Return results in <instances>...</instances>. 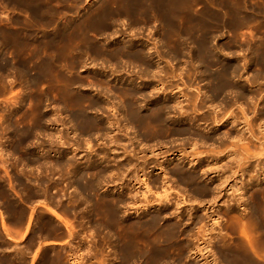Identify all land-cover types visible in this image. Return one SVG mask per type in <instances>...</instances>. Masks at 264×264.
<instances>
[{"label":"rangeland","instance_id":"1","mask_svg":"<svg viewBox=\"0 0 264 264\" xmlns=\"http://www.w3.org/2000/svg\"><path fill=\"white\" fill-rule=\"evenodd\" d=\"M72 262L264 264V0H0V264Z\"/></svg>","mask_w":264,"mask_h":264},{"label":"bare ground","instance_id":"2","mask_svg":"<svg viewBox=\"0 0 264 264\" xmlns=\"http://www.w3.org/2000/svg\"><path fill=\"white\" fill-rule=\"evenodd\" d=\"M181 80V79H180ZM222 87V86H221ZM158 90V89H157ZM173 92V91H172ZM171 92V93H172ZM175 105L176 106H173V110L169 107V106H161V107H157V108H154L153 109V112H152V114H148L147 116H146V118L145 119H140V117L139 118H135L136 120L135 121H138V122H140V121H146V125H150V124H155V125H158L157 127H160L161 129L160 130H163L162 128H165L166 130H169V131H171V127L173 126L174 128L176 127V129H174V134H176V135H185V134H189V135H191V136H198V134L196 135V133L195 132H192L191 130H189V129H186L185 127H183L182 125H183V123H182V121H178V122H175V123H172V124H168L167 123V121L166 120H164V119H162V117H161V115L162 114H164V113H168L169 111H173V112H181L183 109H182V106L180 105V103H175ZM170 109H169V108ZM175 107V108H174ZM185 108V107H184ZM216 111V110H215ZM215 111H214V114H215ZM137 115V114H136ZM152 116H154V117H152ZM135 117V116H134ZM85 120H87V119H85ZM84 120V122H83V125H85L86 126V128L87 129H91V130H93V129H96V128H99V129H102L104 126H103V124H104V121H98V120H96V121H93V120H87V121H85ZM95 120V119H94ZM186 120H187V118H186ZM187 121H189V120H187ZM190 122V121H189ZM195 122V121H194ZM217 122V121H216ZM193 123V122H192ZM166 126V127H165ZM221 127V126H220ZM226 128V127H225ZM219 130V129H218ZM223 131H224V129H223ZM222 131V132H223ZM225 131H227V129L225 130ZM224 131V132H225ZM162 132V131H161ZM172 132V131H171ZM223 132V135L222 136H220L219 138H217V146H220V145H224V141L225 140H227L228 139V137H230L229 136V132L227 133V132H225L224 133ZM219 133H217V135H218ZM239 135V134H238ZM199 136H200V134H199ZM215 138H216V136H214ZM218 137V136H217ZM213 138V137H212ZM212 138H209V139H211V140H214V139H212ZM200 139H201V142H207V141H210L209 139H208V137H200ZM199 139V140H200ZM252 139V138H251ZM255 139V138H254ZM193 139L192 138H190L189 139V141H192ZM242 141V139H239L238 141ZM253 140V139H252ZM258 140V139H257ZM200 142V143H201ZM188 144V143H187ZM211 144V143H210ZM215 145V147H216V143H214ZM250 144V143H249ZM191 147H195V145H196V143H190L189 144ZM213 145V144H212ZM223 149V148H222ZM180 150V149H179ZM178 150V151H179ZM218 150V149H217ZM220 150V149H219ZM225 150V149H224ZM219 152V151H218ZM183 153V152H182ZM228 154V153H227ZM171 156H176V157H178V155H172L171 154ZM171 156L168 158V159H170V160H174L175 158H173V159H171ZM156 157V156H155ZM182 158V157H181ZM180 158V159H181ZM178 160V159H177ZM175 161V160H174ZM197 162V169L199 168H202L203 166H205L204 165V163L203 162H201V161H199V160H197V159H195V158H190L189 160L187 159V163L188 164H194V163H196ZM172 164V163H171ZM71 165V164H70ZM89 166V168L90 167H92L93 168V166H91V164H89L88 165ZM238 167L239 166H241V161H238V165H237ZM95 168V167H94ZM164 168L165 167H163L161 164H159V165H157L156 167H155V170L157 171L156 173L157 174H159L160 176H162L163 177V180L162 181H157V180H152L154 183H156L157 185H158V188H160V189H162V191H163V195H161V196H159L158 197V203H157V206L159 205V207L161 206V207H164L165 208V206L166 205H169V203L171 202L172 204L171 205H173V209H174V212L175 213H177V215L179 214V210H180V205L183 203L182 202V198H180V197H177V198H175V197H173L172 199H168V197H167V190H168V188H167V185H168V181L165 179V176H166V170L164 171ZM74 169V168H73ZM166 169V168H165ZM89 170V169H88ZM99 170V169H98ZM195 170V169H194ZM143 171V170H142ZM230 171V170H229ZM77 173V172H76ZM173 174L175 175V177L178 179V181L180 182V184H182V185H192V183H193V181H195V179H196V177L193 175V174H190V173H188V172H185V171H183V170H176L175 172H173ZM147 179L148 178H146V183L144 182V180H142V186H143V188H145L146 189V192L147 193H149V191H148V184H147ZM87 188V187H86ZM90 189H91V187H89ZM88 188V189H89ZM144 189V190H145ZM87 190V189H86ZM210 191L211 192H213V190H211L210 189ZM210 191H209V188H206V187H202V186H199V185H195L194 187H193V194H195V195H197V196H201V195H204V196H207L208 194H210L211 196L212 195H214V194H212V193H210ZM216 192V191H215ZM214 192V193H215ZM217 193V192H216ZM216 193H215V196H216V198H217V195H216ZM135 195V194H134ZM214 196V197H215ZM133 197V196H132ZM214 197H213V199H214ZM170 198V197H169ZM115 200V199H114ZM117 200V199H116ZM215 200V199H214ZM217 200H218V198H217ZM104 202V201H103ZM212 201H210V203H211ZM185 203V202H184ZM223 203V202H222ZM220 204V203H219ZM212 205H214V204H212ZM208 206V205H207ZM210 206V205H209ZM208 206V207H209ZM223 206V205H222ZM150 205H148L147 203H146V209L148 210V209H150ZM161 209V208H160ZM207 209V208H206ZM212 213V212H211ZM176 215V216H177ZM163 216V215H162ZM171 216V215H170ZM58 217V216H57ZM86 219V218H85ZM162 218L159 216V215H151V216H148V217H146V227H150V228H156L157 226H158V224H159V222H160V220H161ZM87 220V219H86ZM69 223V222H68ZM175 227V226H174ZM156 230V229H155ZM173 232H176L175 231V228H173L172 227V229H170V232H169V234H170V236L173 234ZM162 234V233H161ZM53 245V244H52ZM55 245V244H54ZM204 248V247H203ZM197 250V249H196ZM195 252V251H194ZM194 252H193V254H194ZM196 254H197V252H195ZM200 253V252H199ZM195 254V255H196ZM56 258V257H55ZM56 259H58V258H56ZM73 261V260H72ZM74 262H72L71 264H73Z\"/></svg>","mask_w":264,"mask_h":264}]
</instances>
